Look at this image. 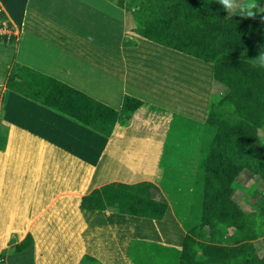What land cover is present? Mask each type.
<instances>
[{
    "label": "crops",
    "instance_id": "obj_1",
    "mask_svg": "<svg viewBox=\"0 0 264 264\" xmlns=\"http://www.w3.org/2000/svg\"><path fill=\"white\" fill-rule=\"evenodd\" d=\"M0 11L5 16L0 36L7 37L0 44V130L7 128L6 146L0 150L1 263L177 264L189 219L212 65L208 63V85L193 84L191 91L185 87L187 92L178 96L183 88L166 80L164 69L158 73L165 55L201 60L129 34L132 16L125 18L126 13L107 0H0ZM126 24L135 47L123 46ZM10 36L12 56L5 62ZM14 63L115 110H120L124 95L143 105L126 129L116 126L104 138L6 89ZM180 132L196 134L180 138ZM175 138L173 147H181L177 159L170 148L165 150ZM146 152L153 155V173L134 178L132 168L140 171L143 165L131 168L127 161L146 162ZM140 182L154 184L167 201L162 220L93 209L94 190ZM27 236L32 237V246L9 251Z\"/></svg>",
    "mask_w": 264,
    "mask_h": 264
},
{
    "label": "trees",
    "instance_id": "obj_2",
    "mask_svg": "<svg viewBox=\"0 0 264 264\" xmlns=\"http://www.w3.org/2000/svg\"><path fill=\"white\" fill-rule=\"evenodd\" d=\"M107 1L132 16L134 27L129 34L204 61L165 55L158 73L164 69L163 77L183 88L176 90L178 96L185 87L191 91L193 84L208 85L212 65V90L177 264H264V187L257 184L264 185V68L255 61L264 52V12H256L253 18L236 15L229 19L219 0H173L178 13L169 11L168 0L159 3L166 8ZM256 3L264 9V0ZM4 19L0 11V21ZM216 22L219 25L214 29L211 24ZM9 42L14 43L12 36ZM136 45L130 36L124 39V47ZM6 89L104 138L116 126L126 129L143 105L124 95L120 110H115L18 63L9 71ZM6 139L4 127L0 150ZM242 173L252 176L254 182L250 187L239 185L244 191L239 190L242 195L236 201L235 181ZM90 197L94 210L109 209L139 218L162 220L167 210V201L150 182L111 183L94 190ZM20 244L14 252L28 247ZM2 259L3 255L0 263Z\"/></svg>",
    "mask_w": 264,
    "mask_h": 264
},
{
    "label": "rangeland",
    "instance_id": "obj_3",
    "mask_svg": "<svg viewBox=\"0 0 264 264\" xmlns=\"http://www.w3.org/2000/svg\"><path fill=\"white\" fill-rule=\"evenodd\" d=\"M160 1L161 0H145V6H149V7H151V8H157L158 6H162V8H166V6L165 5H162V4H159L160 3ZM168 1H170V3L168 4V7H169V11H171L172 13H174L173 11H175L176 13H178V11H177V7L178 6H176L175 5V3H174V1L173 0H168ZM189 6V5H188ZM189 8H190V6H189ZM189 8L187 7V13L186 12H183V13H186V14H188V15H190L189 14ZM264 8V7H263ZM259 10L258 9H254V12H258ZM175 13V14H176ZM129 13H126V14H124V16H125V18H127V17H129ZM204 16L205 17H207V15H206V13H204ZM191 18H193L192 16H190V19ZM213 20H215V19H213ZM2 22V21H1ZM221 24V23H220ZM217 25H219V22H216V23H213V24H211V27L212 28H216V26ZM0 28H1V23H0ZM1 30V29H0ZM126 30H129V25H127L126 24V27L124 28V31L126 32ZM129 37V35H128V33L126 32V34L124 35V38L123 39H127ZM124 41V40H123ZM1 43H4L3 42V40L2 39H0V44ZM13 45H14V43H10L9 44V46H8V50L3 54L4 55V58H5V62H7V60L9 59V57H11L12 56V49H13ZM9 56V57H8ZM4 61V59H2V62ZM6 64V63H5ZM1 70H2V68H0V76L2 75V72H1ZM167 87L163 84V87H162V89L164 90V89H166ZM211 90H212V87H211ZM150 92V91H149ZM211 93V92H210ZM195 132H180V138H182V137H185V136H195ZM259 134L261 135L262 134V132L260 131L259 132ZM203 135H204V127H203V129L201 130V134H200V137H201V141H202V137H203ZM7 140V139H6ZM201 141H200V145H201ZM176 142H178L177 141V139L175 138V139H173V141L171 142V144H168L167 145V147L168 148H165V150L166 149H169V150H172L173 152H174V159H177V157L178 156H180V153H181V147L180 148H176V147H173V145L172 144H174V143H176ZM179 142H180V140H179ZM181 143V142H180ZM179 144V143H178ZM6 146V145H5ZM178 147V146H177ZM134 150V149H133ZM135 151V150H134ZM179 152V153H178ZM147 153V152H146ZM147 155L148 156H146L145 157V161L146 162H144V160H143V158H141V160H140V158L138 159V158H132V160L131 161H127L128 162V164L130 165V167L132 168L134 165H136L137 163V166L138 165H143V170H140V171H136L135 170V167H133L132 169H133V172H131V175H134V178H136V177H139V178H148V177H150V175L153 173L150 169H152V161H151V154H149V153H147ZM151 155V156H150ZM137 160H139V161H137ZM144 166H147L145 169H144ZM145 170H147V171H145ZM145 172H147V173H145ZM247 175V173H242L238 178H237V180L235 181V188H236V195H237V197H236V195L234 196V200H236V201H238L239 200V197L241 198V190L242 191H244V188L242 189L241 188V186H239V185H246L247 187H250L251 186V184L254 182V179H253V177L252 176H249V177H247L246 176ZM241 183V184H240ZM257 184L259 185V187L260 188H262V187H264V185H263V183L261 182V181H259V182H257ZM239 188V189H238ZM240 190V191H239ZM251 191H252V189H251ZM192 200V199H191ZM245 206V205H244ZM6 230H8V228H5V231ZM2 232H3V230H2ZM2 232H0V233H2ZM4 234H6V233H4ZM29 238H30V240H31V243L29 242V239L26 237L22 242L23 243H21L20 245H22V246H28V247H30V246H32L33 244H34V242L32 243V237H30L29 236ZM14 240V239H13ZM16 246H18V244L17 245H14V246H12V247H10V249H9V251L10 252H14L13 251V249H14V247H16ZM26 249V248H25Z\"/></svg>",
    "mask_w": 264,
    "mask_h": 264
},
{
    "label": "clouds",
    "instance_id": "obj_4",
    "mask_svg": "<svg viewBox=\"0 0 264 264\" xmlns=\"http://www.w3.org/2000/svg\"><path fill=\"white\" fill-rule=\"evenodd\" d=\"M222 10L228 13V18L232 16H240L244 18H253L256 15L254 9L264 12V9L259 8L256 0H219ZM256 63L264 68V52L255 59Z\"/></svg>",
    "mask_w": 264,
    "mask_h": 264
},
{
    "label": "built area",
    "instance_id": "obj_5",
    "mask_svg": "<svg viewBox=\"0 0 264 264\" xmlns=\"http://www.w3.org/2000/svg\"><path fill=\"white\" fill-rule=\"evenodd\" d=\"M0 264H2V263H0Z\"/></svg>",
    "mask_w": 264,
    "mask_h": 264
}]
</instances>
